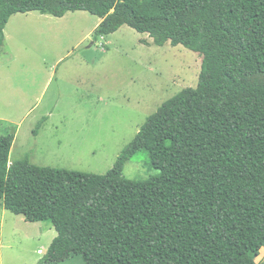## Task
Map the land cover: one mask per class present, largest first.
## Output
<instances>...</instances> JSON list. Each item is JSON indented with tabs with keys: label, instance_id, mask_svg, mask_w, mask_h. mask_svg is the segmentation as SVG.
Masks as SVG:
<instances>
[{
	"label": "trees",
	"instance_id": "16d2710c",
	"mask_svg": "<svg viewBox=\"0 0 264 264\" xmlns=\"http://www.w3.org/2000/svg\"><path fill=\"white\" fill-rule=\"evenodd\" d=\"M83 10L93 36L127 25L153 44L201 55L195 87L149 114L104 174L9 161L0 136V202L56 235L35 264H259L264 245V0H0L10 16ZM44 119V118H43ZM40 123H38L39 125ZM145 150L157 174L123 175Z\"/></svg>",
	"mask_w": 264,
	"mask_h": 264
},
{
	"label": "rangeland",
	"instance_id": "374dc122",
	"mask_svg": "<svg viewBox=\"0 0 264 264\" xmlns=\"http://www.w3.org/2000/svg\"><path fill=\"white\" fill-rule=\"evenodd\" d=\"M98 21L83 10L61 17L18 12L8 19L0 46V136L14 134L10 162L27 154L35 165L104 174L149 114L196 86L198 52L155 45L127 25L95 39ZM122 173L145 179L157 170L139 150ZM21 218L0 208V264H35L56 235L49 222ZM253 257L264 264V245ZM51 264L85 263L73 255Z\"/></svg>",
	"mask_w": 264,
	"mask_h": 264
},
{
	"label": "crops",
	"instance_id": "0c3cea01",
	"mask_svg": "<svg viewBox=\"0 0 264 264\" xmlns=\"http://www.w3.org/2000/svg\"><path fill=\"white\" fill-rule=\"evenodd\" d=\"M99 21H100V19H99ZM98 21V22H99ZM97 22V23H98ZM1 203V202H0ZM3 207V205L1 204L0 205V208H2ZM4 208V207H3ZM5 216V213H4V211H2V217H4ZM23 217V216H22ZM3 219V218H2ZM23 219H24V217H23ZM22 218L20 219V220H23ZM25 220V219H24ZM40 221H38V222H31V224H37V223H39ZM0 224L2 225V221H0ZM36 228L37 229H39L37 232L38 233H41L42 231H41V227H38V225L36 226ZM51 229L50 228H48V231H50ZM36 252L38 253V254H42L43 253V251L40 249V252H39V250H36ZM37 262V260H35V263Z\"/></svg>",
	"mask_w": 264,
	"mask_h": 264
},
{
	"label": "built area",
	"instance_id": "2783aa9c",
	"mask_svg": "<svg viewBox=\"0 0 264 264\" xmlns=\"http://www.w3.org/2000/svg\"><path fill=\"white\" fill-rule=\"evenodd\" d=\"M39 252H40V250H39Z\"/></svg>",
	"mask_w": 264,
	"mask_h": 264
}]
</instances>
